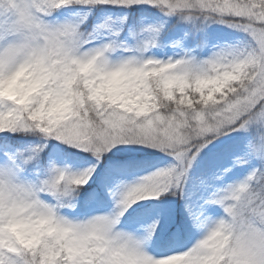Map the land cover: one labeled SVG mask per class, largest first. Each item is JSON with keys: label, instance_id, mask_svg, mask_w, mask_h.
I'll list each match as a JSON object with an SVG mask.
<instances>
[{"label": "snow or ice", "instance_id": "6c2138e0", "mask_svg": "<svg viewBox=\"0 0 264 264\" xmlns=\"http://www.w3.org/2000/svg\"><path fill=\"white\" fill-rule=\"evenodd\" d=\"M74 6H147L246 38L204 58L159 60L143 56L163 29L149 26L143 31L153 36L136 47L139 55L114 60L117 49H132L116 39L86 49L79 23L49 19ZM49 140L97 162L134 145L173 163L126 185L114 172L102 176L97 164L80 171L57 166L41 156ZM201 162L213 181L239 165L249 171L198 210L186 203L205 234L186 251L156 259L144 244L159 219L142 225L143 236L119 225L150 208L139 201L183 197L193 164ZM85 185L97 195L107 189L115 211L63 215V208L75 209L67 201ZM204 205H218L224 215L201 221ZM0 264H264V0H0Z\"/></svg>", "mask_w": 264, "mask_h": 264}, {"label": "rangeland", "instance_id": "374dc122", "mask_svg": "<svg viewBox=\"0 0 264 264\" xmlns=\"http://www.w3.org/2000/svg\"><path fill=\"white\" fill-rule=\"evenodd\" d=\"M141 7L148 8L147 6ZM90 13L91 11L87 7L74 6L72 7L70 13L63 12L54 21H68L79 23L80 26H83L85 20L89 18ZM115 13L116 12L113 9H109L107 7L100 8L99 17L93 21L91 31L87 36H85V38L88 39L90 43L85 44L84 47L86 49L99 47L110 40L116 39L118 42H121L127 47L131 48L132 51H125L122 48L117 49L111 54L112 59L118 60L131 55H139V53L135 51L136 47L142 42L150 40L153 36V33L143 31V29H146L149 26L159 27V23L155 21L153 16L141 15L139 17V21L141 22H137L135 26L128 25L126 32L122 33L126 21L121 23L120 18L127 16V14L124 12L120 15H115ZM172 17H168L166 21L162 22L163 29L164 27L168 26L170 22L167 20L170 21ZM104 23L108 24L107 28L100 27V25ZM181 23L182 24L180 26L178 25L174 31H167V33L163 35L164 37H161V31L159 33L156 45H150L147 50L143 52V56L145 58L152 57L159 60H168L169 58L175 60L185 55V53H191L197 56L195 51H201L202 55L199 58L207 57L213 50H215L216 47L223 46L226 43L224 41V36L219 35L218 33H214L212 36L208 35L210 31L215 29L222 30L224 33H235L245 37V35L241 32L230 29L225 25L204 21L202 18L195 21L183 20ZM116 30H119L118 37L113 36V32ZM133 33H135V35H133ZM206 34L208 35V38H206L203 46L197 47V45L201 42L203 37L202 35ZM192 36L194 38L193 41L190 40V37ZM198 37L200 38L196 40ZM47 144L49 148L45 158L49 159L57 166H67L72 171H80L90 167L93 164H97L98 166L96 171L100 172L102 176L109 172H114L119 176L117 183L126 185L136 183L142 177L151 174L157 169L165 168L173 163L172 157L159 152L162 153V155L157 160H154L153 164H151L148 169L139 173L128 174L124 164L112 161L117 157V154H143L155 151L149 148L141 149L134 145L120 146L118 148H114L111 152L106 153L105 155L108 156L107 158H102L99 162H97L90 153H85L86 155L83 154V156L85 155V159H83L82 156L79 158L75 157L72 155V153L74 154L73 150H71L67 145L59 144L55 140H49L47 141ZM63 150H68V155L66 157L63 154ZM111 156H113V158H110ZM197 159L199 161L200 157ZM222 163L230 164V161L225 160L222 161ZM100 165L103 167L101 168ZM203 167V162L193 164V167L184 183L183 197L180 195L171 196V193H168L166 194L167 198L164 200L160 199L159 201H156L149 198L139 201V203L151 205L149 208L151 209V212L146 217V219H139L135 223L129 225L122 224L121 221V224L119 225L120 228L126 231L135 232L138 236H143L144 230L142 225L151 223L153 219L160 220V227L158 228L157 234L151 239L147 240L144 244V250L152 257L159 259L162 256L186 251L192 247L205 234L206 228L195 226L192 217L188 215L185 209V204L191 203L194 207V210H198L203 204V201L206 200L213 191H215L217 188L223 187L227 183L242 179L249 171L248 165H239L232 168V171L225 177L224 181L221 182L213 181L210 176L204 173ZM89 183L91 184L92 181H89ZM84 187H87V185ZM101 192L108 202V208L103 209L95 205H89L85 208V214L83 216L74 218L70 216L67 211H80L82 209H77L78 206H76L75 209L65 207L61 210L62 214L72 219H85L98 213L108 214L114 212L116 197H113V195L107 189H103ZM91 195L95 199L97 193L94 192L91 193ZM204 209L205 211L203 216H201V221H204L205 218L210 220L218 219L224 215L223 209L218 205H204ZM177 221H180L182 227H179V224L176 223ZM170 225L174 226L171 230L169 228ZM181 232H184L187 236V242L185 245L179 244ZM161 244H163L166 249H163L161 252H159L158 250Z\"/></svg>", "mask_w": 264, "mask_h": 264}, {"label": "trees", "instance_id": "16d2710c", "mask_svg": "<svg viewBox=\"0 0 264 264\" xmlns=\"http://www.w3.org/2000/svg\"><path fill=\"white\" fill-rule=\"evenodd\" d=\"M107 8L113 9L116 12L115 15H120V14L126 12L127 20H126V23L123 27L122 33L126 32V28L128 27V25L135 26L137 22H141V21H139V17L141 15L153 16L155 21L159 23V26L162 24L163 21H166V19L168 18V17H165L162 13H160L159 10L152 9V8L141 7V9L138 11H132L130 9L112 8V7H107ZM71 9H72V7L59 9L57 12H55L53 14L52 17H49V19L55 20L63 12L64 13L65 12L70 13ZM99 10H100V8L90 9L91 13H90L89 18H87L84 22V25L81 26V30L84 32L85 36H87L88 33L91 31L93 21L99 17ZM167 21L170 23L168 24V26L164 27L163 30H161L162 31L161 37L165 33H167V31H174V29L178 25L180 26L182 24L181 22H183V20L180 19L178 16H173L170 21L169 20H167ZM214 33H218L219 35L224 36V38H225L224 41L226 42L225 44H234V43L242 41L246 38L242 35H238L235 33H224V31L218 30V29L210 31L208 33V35L212 36ZM208 35L207 34L202 35L203 37L201 39L200 44H204V42L206 41V38H208ZM199 38L200 37L196 38V40ZM190 40L191 41L194 40L193 36L190 37ZM195 52H196L198 58L202 55L201 51L200 52L195 51ZM26 141H30L31 144H34L35 142L38 141V138L29 137V138H26ZM21 143H24V142H21ZM31 144H30V146H31ZM48 148H49V146L46 147L44 149V152L41 153L42 157H46V153H47ZM70 149L74 151V154L72 153V155H74L77 158L82 156L83 159H85V157H84L86 155L85 153L77 152V150L74 148H70ZM63 151H64L63 154L66 157L68 155V150H63ZM79 154H82V155H79ZM83 154H85V155L83 156ZM161 155H162V153H159V152H151V153H143V154H137V153L136 154H129V153L117 154L116 155L117 157L115 159H113L112 161H114L116 163L124 164L127 168V170H126L127 173L128 174H134V173L144 171L145 169H148L151 166V164H153L154 160H157ZM105 157L107 158L108 156L105 155ZM110 158H113V156H111ZM84 188L87 189V191L81 189V190H79V194L75 195V198L73 200L67 201V202L75 203L76 206H78L77 209H82L80 211H67L66 210L69 213V215L74 217V218H78V217L83 216L85 214V208L89 205H95V206H98L99 208H103V209H106L109 206L107 200L105 199V197L103 196L101 191H99V195H97L96 198L94 199L93 196L91 195V193H94V192L97 193V189L96 188H88V186L84 187ZM165 198H167L166 195L163 196L161 198V200H164ZM150 212H151V209H147V210L141 211L139 213H136V214H134V216L132 218H130L128 220L122 219V224L129 225V224L135 223L139 219L145 220ZM176 223L179 224V227H182L180 224V221H177ZM173 227H174L173 225H170V227H169L170 230ZM186 242H187V236L184 232H181L179 244L185 245ZM163 249H166V247H164V245L161 244L158 251L161 252Z\"/></svg>", "mask_w": 264, "mask_h": 264}]
</instances>
